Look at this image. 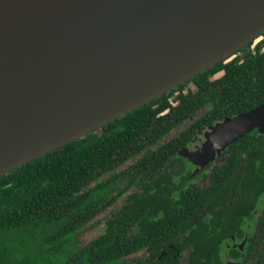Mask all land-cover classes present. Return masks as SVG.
<instances>
[{
	"label": "water",
	"instance_id": "obj_1",
	"mask_svg": "<svg viewBox=\"0 0 264 264\" xmlns=\"http://www.w3.org/2000/svg\"><path fill=\"white\" fill-rule=\"evenodd\" d=\"M264 29V0H0V175L225 58ZM264 102L215 124L212 156Z\"/></svg>",
	"mask_w": 264,
	"mask_h": 264
},
{
	"label": "flooded vegetation",
	"instance_id": "obj_2",
	"mask_svg": "<svg viewBox=\"0 0 264 264\" xmlns=\"http://www.w3.org/2000/svg\"><path fill=\"white\" fill-rule=\"evenodd\" d=\"M227 64H232V78L236 77L237 83L224 79L215 95L209 85L205 101L180 120L163 122L166 130L135 136L151 141L131 151L119 167L128 170L127 177L134 180L108 208L84 224L76 237L78 245L91 238L82 240L89 229L95 234L102 230L103 221L120 202L137 195L147 205L159 206L144 214L148 223L139 225L138 231L170 238L155 256L157 264H187L195 245L187 241L193 229L209 239L202 243L205 253L217 254L202 256L206 264H260L264 260V128L253 127L210 157L200 155V147L215 124L264 102V29L246 47L227 55L221 67L208 76L209 83L228 76ZM188 90L195 92L193 83L188 82L182 94ZM194 99L192 95L191 101ZM169 101L172 107L178 106V91ZM167 112L169 109L161 113ZM211 238H215L216 248L209 246ZM136 254L149 259L147 246Z\"/></svg>",
	"mask_w": 264,
	"mask_h": 264
},
{
	"label": "trees",
	"instance_id": "obj_3",
	"mask_svg": "<svg viewBox=\"0 0 264 264\" xmlns=\"http://www.w3.org/2000/svg\"><path fill=\"white\" fill-rule=\"evenodd\" d=\"M223 59L84 135L0 175V264H157L155 256L170 238L138 231L139 225L148 223L144 214L159 206L151 207L137 195L120 202L103 221L102 230L85 244L78 245L76 237L85 223L108 208L134 180L127 177L128 170L119 167L131 151L151 141L136 135L166 130L168 126L163 122L178 121L205 101L209 85L215 95L224 79L229 84L237 83L236 77L232 78V64L226 65L228 76L209 83L208 76L221 67ZM188 82L193 83L195 92L182 94ZM174 91H178L180 101L176 107L169 101ZM191 103L192 108H188ZM165 109L169 112L162 114ZM132 223L130 229L126 228ZM208 240L200 230L189 232L187 241L195 245L188 253L187 264H206L202 256H217L205 253L202 243ZM214 241L211 238L209 246L216 248ZM142 246L149 249V259L137 257ZM259 263L264 264V260Z\"/></svg>",
	"mask_w": 264,
	"mask_h": 264
},
{
	"label": "rangeland",
	"instance_id": "obj_4",
	"mask_svg": "<svg viewBox=\"0 0 264 264\" xmlns=\"http://www.w3.org/2000/svg\"><path fill=\"white\" fill-rule=\"evenodd\" d=\"M94 234H95L94 229H92V230L89 229L85 234L82 235V236H83L82 240H83V241H86V240H88L90 237H92ZM129 257H130V256H129ZM129 257H128V258H129Z\"/></svg>",
	"mask_w": 264,
	"mask_h": 264
}]
</instances>
